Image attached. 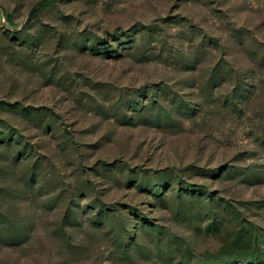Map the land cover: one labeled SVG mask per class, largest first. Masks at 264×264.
Here are the masks:
<instances>
[{
    "label": "rangeland",
    "instance_id": "1",
    "mask_svg": "<svg viewBox=\"0 0 264 264\" xmlns=\"http://www.w3.org/2000/svg\"><path fill=\"white\" fill-rule=\"evenodd\" d=\"M0 264H264V0H0Z\"/></svg>",
    "mask_w": 264,
    "mask_h": 264
}]
</instances>
